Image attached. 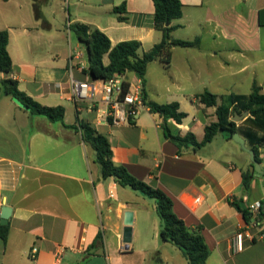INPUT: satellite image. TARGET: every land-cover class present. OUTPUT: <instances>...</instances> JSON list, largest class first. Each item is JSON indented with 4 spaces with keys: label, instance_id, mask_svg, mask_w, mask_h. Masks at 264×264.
<instances>
[{
    "label": "crops",
    "instance_id": "obj_1",
    "mask_svg": "<svg viewBox=\"0 0 264 264\" xmlns=\"http://www.w3.org/2000/svg\"><path fill=\"white\" fill-rule=\"evenodd\" d=\"M180 1L183 16L173 24L181 27L172 37H199L200 44L175 47L168 67L152 62L143 93L146 103L177 102L187 116L179 124L168 120L169 127L182 136L193 133L200 143L205 127L217 122V107L202 104L200 94L216 95L218 105L231 95L251 94L255 84L264 94V26L258 24L264 0ZM3 2L9 12L3 19L0 8V30L9 33L12 70L0 73V80L17 81L42 105L63 106L65 117L64 123L50 122L0 91V224L3 208H10L7 241L0 237V264H188L176 246L161 240L154 200L103 178L95 151L73 128L80 121L95 127L96 115L73 98L70 71L76 80L92 79L86 46L70 36L65 43L64 29L71 32L72 24L83 23L103 32L112 46L139 41L142 54L163 36L154 25L153 1ZM103 62L109 63L107 55ZM123 76L141 80L133 72ZM95 128L109 140L117 165L162 190L174 213L200 230L210 251L207 264H264V222L250 208L264 201V176L253 171L249 154L233 137L219 132L199 149L179 148L166 138L161 118L146 110L132 124ZM259 152L264 170V147ZM244 173L252 175L248 188ZM127 212L132 213L131 241L125 244Z\"/></svg>",
    "mask_w": 264,
    "mask_h": 264
},
{
    "label": "trees",
    "instance_id": "obj_2",
    "mask_svg": "<svg viewBox=\"0 0 264 264\" xmlns=\"http://www.w3.org/2000/svg\"><path fill=\"white\" fill-rule=\"evenodd\" d=\"M155 8L154 25L162 32V40L154 45L152 49L142 54L139 52L141 43L139 41H124L112 46L110 39L100 30L93 29L88 25L76 22L70 26L71 31L78 40L86 46L88 67L86 72L92 80H107L115 75H125L126 72L138 74L142 80L147 73L148 66L159 61L168 67L171 63L172 51L175 47L192 48L200 44V38L194 40H179L172 37L173 31L181 27L173 24L183 16V5L180 0H152ZM125 7L115 8L120 12ZM124 20V18H120ZM258 24L264 26V8L258 12ZM9 33L0 30V73H9L12 70V60L8 52ZM107 55L109 63L104 64L103 58ZM262 88L254 85L249 95H231L217 104V96L205 91L198 96L199 101L207 107L216 106L217 122L205 127V136L202 142H197L193 133L185 136L175 134L168 125L172 119L181 123L187 116L179 110L177 102L158 104L147 102L143 98L150 111L161 118V126L166 138L175 143L179 148L192 145L199 149L211 142L219 133L224 132L232 138L235 132L243 136L249 147L254 150L256 159L261 163L259 149L264 147V94ZM0 91L16 100L23 108L31 114L47 118L50 122L64 123L65 108L63 106H45L21 91L18 82L13 79H1ZM245 111L249 116L241 125H237L231 117L235 114L241 115ZM81 131L83 141L95 151L96 162L100 165L103 178H112L120 186L128 187L139 192L145 197L154 200L157 216L160 220L159 236L162 241L176 246L185 256L188 264H207L210 251L203 235L198 229L189 228L182 219L173 211V201L159 188H155L145 181L134 177L125 166L117 165L113 160V151L106 136L97 131L95 127L86 121H80L79 127H73ZM253 171L254 166L252 164ZM244 185L249 187L252 175L243 174ZM263 204V203H262ZM248 219V213L240 209ZM259 221L264 222V209L261 207ZM9 224H0V237L6 242L9 234Z\"/></svg>",
    "mask_w": 264,
    "mask_h": 264
},
{
    "label": "built area",
    "instance_id": "obj_3",
    "mask_svg": "<svg viewBox=\"0 0 264 264\" xmlns=\"http://www.w3.org/2000/svg\"><path fill=\"white\" fill-rule=\"evenodd\" d=\"M81 53H75L74 57L79 59ZM73 98L79 108L88 104V110L95 113L94 125H112L115 127L132 124L135 117L141 111H150L143 98L142 79L129 82L123 75H115L107 80L79 81L74 79L70 71ZM201 202L200 198L196 199ZM262 203L256 202L250 206L251 210L260 213ZM254 226L260 222L255 221ZM243 233L236 235L237 246H242ZM37 253V249L31 250V257Z\"/></svg>",
    "mask_w": 264,
    "mask_h": 264
},
{
    "label": "water",
    "instance_id": "obj_4",
    "mask_svg": "<svg viewBox=\"0 0 264 264\" xmlns=\"http://www.w3.org/2000/svg\"><path fill=\"white\" fill-rule=\"evenodd\" d=\"M248 116H249V112L245 111L241 115L235 114L232 117V120L234 122H239L240 120H242V119H244V118H246ZM232 137H233V140L236 141L240 145V147L249 154L250 161H251V163L254 166L255 172L258 175H263L264 176V170L261 167V163L256 159V155H255L254 150H252L251 148L246 146V140L242 136H240V134L238 132H235ZM262 207L264 209V201H263ZM9 213H10V208L4 207L2 215H1V223L2 224H6L7 223V218L9 217ZM124 223H125L126 227H125L124 233H123V240H124L125 244H128L131 241V227H130L131 224H132V213L131 212H127L126 213L125 222Z\"/></svg>",
    "mask_w": 264,
    "mask_h": 264
},
{
    "label": "rangeland",
    "instance_id": "obj_5",
    "mask_svg": "<svg viewBox=\"0 0 264 264\" xmlns=\"http://www.w3.org/2000/svg\"><path fill=\"white\" fill-rule=\"evenodd\" d=\"M3 1H5V0H0V8H1V13L3 15V19H5L8 15V12H9V10H8L9 4L7 2H3ZM252 1H254V0H252ZM64 6L66 8L67 4H64ZM63 24L65 25V21L63 22ZM64 32H65V35H64L65 43L67 42L68 36H70L73 40H77L76 35L72 31L70 32V31L64 29Z\"/></svg>",
    "mask_w": 264,
    "mask_h": 264
}]
</instances>
